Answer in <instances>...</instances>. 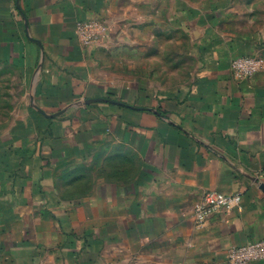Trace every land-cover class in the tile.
<instances>
[{"label": "crops", "instance_id": "0c3cea01", "mask_svg": "<svg viewBox=\"0 0 264 264\" xmlns=\"http://www.w3.org/2000/svg\"><path fill=\"white\" fill-rule=\"evenodd\" d=\"M159 10L0 0V65L30 91L0 177V264H227L264 238V67L236 75L232 59L257 54L213 15L190 26L199 64L183 88L118 71ZM207 190L241 202L198 221Z\"/></svg>", "mask_w": 264, "mask_h": 264}, {"label": "rangeland", "instance_id": "374dc122", "mask_svg": "<svg viewBox=\"0 0 264 264\" xmlns=\"http://www.w3.org/2000/svg\"><path fill=\"white\" fill-rule=\"evenodd\" d=\"M213 15L228 34L253 46L264 67V0H160L154 32L151 27L142 32L147 38L154 36V41L125 43L131 52L139 49L142 54L129 51L127 57H121L118 71L129 66L131 73L125 75L133 79L139 77L164 89L183 88L194 78L199 64L190 26L199 16ZM29 92L26 74L0 65V177L10 160L12 131L24 113L22 99Z\"/></svg>", "mask_w": 264, "mask_h": 264}, {"label": "built area", "instance_id": "2783aa9c", "mask_svg": "<svg viewBox=\"0 0 264 264\" xmlns=\"http://www.w3.org/2000/svg\"><path fill=\"white\" fill-rule=\"evenodd\" d=\"M99 26L94 22H85L78 26L83 41L91 42ZM232 68L240 78H249L262 68V61L255 54L239 55L232 59ZM241 202V195L227 194L214 190H207L195 207L198 221L206 219L214 210L230 207ZM227 264H255L264 262V238L248 241L242 245L230 248L227 252Z\"/></svg>", "mask_w": 264, "mask_h": 264}]
</instances>
